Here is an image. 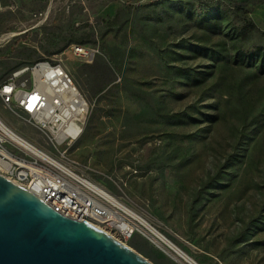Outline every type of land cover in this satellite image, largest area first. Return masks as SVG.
Returning a JSON list of instances; mask_svg holds the SVG:
<instances>
[{"label": "rangeland", "instance_id": "374dc122", "mask_svg": "<svg viewBox=\"0 0 264 264\" xmlns=\"http://www.w3.org/2000/svg\"><path fill=\"white\" fill-rule=\"evenodd\" d=\"M202 1L246 11L264 31V0ZM198 2L1 0L0 83L39 59L62 63L90 106L67 149L76 170L197 264H264V73L197 50L233 57L264 46V35L237 42L204 29L193 16ZM75 43L97 51L77 57ZM185 69L199 73V85ZM0 119L51 151L1 100ZM123 242L153 264H190L140 234Z\"/></svg>", "mask_w": 264, "mask_h": 264}, {"label": "built area", "instance_id": "2783aa9c", "mask_svg": "<svg viewBox=\"0 0 264 264\" xmlns=\"http://www.w3.org/2000/svg\"><path fill=\"white\" fill-rule=\"evenodd\" d=\"M72 50L85 59L97 51L78 43ZM0 100L39 130L52 148L44 149L0 119L1 177L66 217L104 229L123 241L140 234L161 250L171 249L142 213L71 165L67 149L81 136L90 106L62 63L39 59L13 70L0 83Z\"/></svg>", "mask_w": 264, "mask_h": 264}, {"label": "water", "instance_id": "95a60500", "mask_svg": "<svg viewBox=\"0 0 264 264\" xmlns=\"http://www.w3.org/2000/svg\"><path fill=\"white\" fill-rule=\"evenodd\" d=\"M0 264H153L0 176Z\"/></svg>", "mask_w": 264, "mask_h": 264}, {"label": "trees", "instance_id": "16d2710c", "mask_svg": "<svg viewBox=\"0 0 264 264\" xmlns=\"http://www.w3.org/2000/svg\"><path fill=\"white\" fill-rule=\"evenodd\" d=\"M196 10L197 12H193V16L200 27L215 33L227 30L231 34L232 39L237 42L245 41L248 34L253 31L260 35H264V31H261L254 24L246 11H243V14L239 16L234 8H223L220 5L211 4L202 0H199ZM112 22L117 23L118 18H114ZM78 41L81 42L84 41V39ZM197 50L215 61H233L249 67H255L260 72L264 73V46H258L253 50H238L233 57L219 51L216 52L209 47H197ZM179 73L181 76L188 78L193 85L200 84L199 73L197 71L185 69L181 70Z\"/></svg>", "mask_w": 264, "mask_h": 264}, {"label": "bare ground", "instance_id": "6f19581e", "mask_svg": "<svg viewBox=\"0 0 264 264\" xmlns=\"http://www.w3.org/2000/svg\"><path fill=\"white\" fill-rule=\"evenodd\" d=\"M103 231H105L104 229H101ZM108 233V232H107ZM110 236H112L113 238H115L116 240H118L119 242H121L122 244H124L125 246L131 248L128 244H126L125 242H123V240H121L120 238L108 233ZM161 239L164 241L165 245L167 248H171L173 249L182 259H184L185 261H187L190 264H197L196 262H194L190 257H188L184 252H182L175 244H173L171 241H169L167 238H165L164 236L160 235ZM133 249V248H131ZM135 250V249H133Z\"/></svg>", "mask_w": 264, "mask_h": 264}]
</instances>
